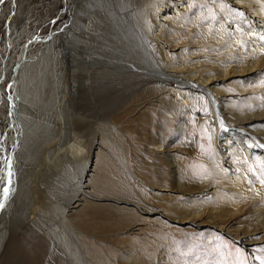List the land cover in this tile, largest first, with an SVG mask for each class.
<instances>
[{
    "label": "rangeland",
    "instance_id": "obj_1",
    "mask_svg": "<svg viewBox=\"0 0 264 264\" xmlns=\"http://www.w3.org/2000/svg\"><path fill=\"white\" fill-rule=\"evenodd\" d=\"M77 1H2L0 105L5 99L3 87L18 66L20 46L30 45L19 76L29 122L22 128L11 120L5 122L12 106L6 101L0 107V144L7 142L4 135L11 127L19 128L24 157H30L26 175L42 168L53 153L64 151L72 141L90 143V136L96 134L98 146L85 179L90 183L82 186L103 197L121 190V202L106 198L108 203L85 204L84 210L92 211L82 217L87 228H77L74 220L63 221V205L77 190L80 169L77 164L65 168V163L64 170L56 172L57 195H48L57 208L51 214L57 226L47 228V217L42 219L44 224L26 221L21 225L19 208L13 204L12 210L16 209L11 210V230L0 248V264H260L255 257L264 259L260 250L264 247V184L260 182L264 162L243 156L242 147L235 144L240 139L258 155V141L264 143V65L226 78L221 76L224 72L213 73L219 80L208 90L221 97L220 112L231 115L236 109L247 116L263 114L236 123L237 134L229 140L219 138L223 148L216 145L213 153L208 143L213 135L209 117L218 109L212 108L204 92L198 99L197 88L188 92L183 104L168 93L178 85L156 70L163 60L145 32L146 0ZM191 4L180 10L181 22L158 27L162 38L175 44L169 50L171 59L183 61L190 70L207 71L213 64L225 65V51H244V44L238 37L232 39L234 31L228 30L234 20L228 15L238 14V7L228 0ZM225 25L228 31L213 43L208 29ZM164 80L167 91L161 88ZM170 108L172 113L164 117L162 112ZM25 132L32 134L25 137ZM246 133L253 139L247 141ZM156 144H161L160 151L154 149ZM222 154L249 184L241 212L231 217L234 197L225 187L230 172ZM5 160L0 151V174ZM108 172L115 181L97 188L100 179L96 177ZM200 190L206 193L197 196ZM30 196L25 194L24 201ZM202 208L210 211L191 217ZM225 223L227 233L215 228ZM241 232L247 238L243 244L233 239Z\"/></svg>",
    "mask_w": 264,
    "mask_h": 264
},
{
    "label": "bare ground",
    "instance_id": "obj_2",
    "mask_svg": "<svg viewBox=\"0 0 264 264\" xmlns=\"http://www.w3.org/2000/svg\"><path fill=\"white\" fill-rule=\"evenodd\" d=\"M2 1L4 2V0H0V8ZM192 1H197V0H146V5L145 8L143 9L144 10L143 13L145 14L144 15L145 32L147 34V37L149 38L150 43L154 44V47L158 51L159 58L161 59V61L163 60L162 61L163 64L161 63V65H156V70L162 76H167L170 80H172L174 84L178 85V88L173 87L175 90L172 88V90L168 92L169 94H171L173 100L179 99L180 101H182V104L186 103L187 98L189 97L188 92L193 93V89L197 88L200 90V91L198 90L199 92H197L198 93L197 98L199 99V97H201V92H204L205 94L208 95L212 108H217L218 106L217 101L220 99L222 103V99L219 96V94L216 93L212 94L208 90L210 89L209 88L210 84H213L217 80H219L218 76L215 77V75L217 74H213V73L224 72L223 74H221V76L222 78H226L229 75L244 74L246 72L257 70V68L264 65V41L259 39L260 36H264V0H228L235 7H238L240 9L237 12L238 14L230 13V16L228 15V17H233L234 19L231 21V25L230 26L228 25L229 27L228 30L234 31L233 33L235 35L232 39L238 37L241 43L244 44L242 48V51L243 50L244 51L240 52L241 51L240 48H239L240 50L239 52H235V50L234 52L231 51L229 52V50L225 51L222 54L226 58L225 61L222 62L225 65L222 64L214 65L213 64L214 62H211L213 65L210 67L212 68L208 66L209 69L207 71L205 70L202 71V67L195 70H190L189 65L184 64L183 61H179V60L176 61L171 59L169 50L173 46H175V44L173 46L168 44L162 38L161 30L158 29V27L163 26L164 22L170 25H172L175 22H181L183 18L180 15V10L184 8L186 5L188 6L192 5L191 4ZM238 16H239V21L235 20V18ZM226 28L227 26L225 25V27L219 26L218 28L212 29L211 31L210 29H208L209 30L208 33L212 34L213 43L219 42L218 41L219 38L220 37L222 38V35L226 31H228L226 30ZM214 39H216V41ZM29 48L30 45L20 46V53L17 56L18 66L14 69L15 73L11 78V81L8 84H6L7 88H5L6 85L5 87H3L4 90L2 91L4 92L5 99L2 100L4 104L0 105V107L5 106L7 104L5 103L6 101L10 102L12 106L4 116L5 122L6 121L9 122L11 120L12 124H14L15 126L20 125L21 128L23 124L26 126L29 122V111H28L29 109L26 110L27 105L26 104L24 105V100H22L25 98L22 95V89L24 87L21 88V83L23 81H21V77H19L21 71L20 70L21 65L22 66L25 65L26 61L28 60L29 56L27 54L28 53L27 51L29 50ZM181 55L182 53L178 56L181 57ZM206 72L208 73L205 74ZM183 86L189 89L184 90ZM167 87L168 85H166V81H165V84L162 85L161 88L167 91ZM5 90L7 92H5ZM11 91L13 93H11ZM198 101L199 100H197V102ZM220 110L221 109H218L219 114L217 113L218 111L213 110L210 113H214V115L210 117L208 116L209 121L211 123V127L213 128V133H212L213 135L208 136V143L210 144L211 152L213 153L216 152L215 151L216 145L218 148L219 147L223 148V146L221 145L222 142H220L221 138H224L225 140H229L230 136L237 134L236 132L239 130V127L236 125V123H240L249 118L252 119L253 117L256 116L259 117L263 116V114L258 115L257 113L247 116L245 115V112L244 114H241V112H238L236 109L232 110L231 115L230 114L226 115L223 112H220ZM171 113H172V108L165 109L162 112L164 117L169 116ZM232 116L235 118H233ZM1 117L3 116L0 115V119ZM11 129L12 130L9 131L8 134H5L6 136L4 135L5 139L3 140V142L5 140H7V142L0 144V151L3 152L4 156L8 160V163H5L6 166L5 170L1 172L2 176L0 174L1 176L0 188L1 186H3V184L6 187L8 180L9 179L11 180V194L6 200L3 199L2 191H0V200H2V202L4 203L3 209H0V248L4 244L5 240L9 238L8 233L11 230L10 217H11V210L13 204H16V206L19 208V213L21 216V219L19 217L20 219L19 223L21 225L23 222L26 221L30 224H36V223L44 224V221L42 219L43 217H47L48 219L45 220L46 224L48 225V226L46 225L47 228L49 227L55 228L57 226L55 224V220L51 216V214L55 212L57 208L51 203V201L48 198V195L50 193H54L55 196L57 195L55 192V185H54L55 183L54 181L56 180V175H57L56 172H58V170L61 169L64 170V167L62 165H64L65 163H66L65 168L69 167L70 169L71 167L77 164L80 167V169H79V180L77 181L78 182L77 190L70 197L69 201H67L63 205V211H64L63 221L74 220L77 228L79 229H81L82 227L87 228L88 226L82 225L81 223L83 221L82 217H85L86 215L90 214L92 211L89 209L84 210L83 207L85 206V204H88V206L93 207L97 204L101 205V203L104 202L108 203L107 201H105L106 198H111L110 200L113 201L114 204L121 202L118 195V192L119 193L122 192L121 190H113L112 194H109L108 197H103L101 196V194L100 195L93 194L92 193L93 189L92 191H88L86 190V188L82 186V183L84 182L90 183V181H87L85 179L88 173L87 168H89L91 164V156L92 155L94 156V152H93L94 148L97 149V147L95 146H98L97 145L98 138L96 134L93 135L91 134L92 136H90L91 137L90 143L84 141V139L80 141L78 140L77 143L72 141L69 144V146L66 147V149H64V151L62 150V152L58 151L56 153H53L54 155L49 157V159L43 165L42 168H38V169L36 168L35 170L32 171V173L26 174L27 175L26 176L25 172H27V168H28L27 160L30 157L28 159L24 157L25 155L23 154L22 151V149L24 148L23 147L24 141H21L20 139L22 135L19 136L18 134L19 128L11 127ZM25 130H27L28 132L27 127H25ZM28 134L26 133V136L23 134L22 138H24V136L27 137L32 133H30L29 135ZM250 134L249 133L245 134L247 136H250V138H247V141L253 139V138L251 139ZM259 142L260 141H258L259 145H257V150L259 151L258 155H256L254 152L252 153L247 146L242 144V140L240 139H237L235 146L236 148L242 147L241 151L243 152L242 154L243 156L246 157L250 156V158H256L257 161L259 162L261 161L264 162V143L262 142L259 143ZM5 143H9V144L6 146ZM154 147L155 150L160 151L161 144H156V146ZM221 160L225 162L226 164L225 167L230 172V177L227 178V180L230 183L225 185V187L227 189V192L234 197V200L230 204V207L233 210L228 215L229 217H231V215L241 212L240 205L242 202L247 200V197L250 194L248 188L249 184L245 182V177L242 175L238 167L234 163L227 161V156L222 154ZM9 172L12 173L11 176L8 175ZM216 173L219 172L216 171ZM98 178L100 180L97 182L99 184V187L97 188H106L115 181L114 177L109 175V172L103 173L102 175H98L96 179ZM249 182L251 183L252 181L249 180ZM96 186H92V187L94 188ZM30 193L32 195L30 196L31 197L30 200L28 202H25L24 201L25 194H30ZM203 193H206V191L200 190L197 192V196H202ZM12 197L14 198L13 201H11ZM134 206L136 208L137 205ZM199 210L200 211H196L194 214H192L191 217L197 218L203 214H207L210 211L209 208H202ZM229 217H227L225 221H228ZM19 223H13L12 226L17 228L19 226ZM228 223L229 222H227V224ZM227 224L226 223L222 225L215 224V228H220V230L226 232V228H228ZM244 232H241L240 235L238 234V236H236L233 239L239 240L243 244L247 239L246 236H244L246 235V233ZM241 235L242 237H240Z\"/></svg>",
    "mask_w": 264,
    "mask_h": 264
},
{
    "label": "snow or ice",
    "instance_id": "obj_3",
    "mask_svg": "<svg viewBox=\"0 0 264 264\" xmlns=\"http://www.w3.org/2000/svg\"><path fill=\"white\" fill-rule=\"evenodd\" d=\"M259 39L262 40V41H264V36H260ZM5 163H8V160H5ZM8 175L11 176L12 173L9 172ZM260 182L262 184H264V180H261ZM0 191H2L3 199L6 200L9 197V195L11 194V180L10 179L7 182V186L4 187ZM3 207H4V203L2 202V200H0V209H3ZM260 250L261 251H264V247H262ZM255 259L259 260L260 261V264H264V259H261L260 257H255Z\"/></svg>",
    "mask_w": 264,
    "mask_h": 264
}]
</instances>
